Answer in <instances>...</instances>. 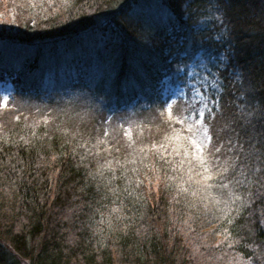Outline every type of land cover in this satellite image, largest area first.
Wrapping results in <instances>:
<instances>
[{
	"label": "trees",
	"instance_id": "obj_1",
	"mask_svg": "<svg viewBox=\"0 0 264 264\" xmlns=\"http://www.w3.org/2000/svg\"><path fill=\"white\" fill-rule=\"evenodd\" d=\"M0 83V264H264V0H0Z\"/></svg>",
	"mask_w": 264,
	"mask_h": 264
},
{
	"label": "rangeland",
	"instance_id": "obj_2",
	"mask_svg": "<svg viewBox=\"0 0 264 264\" xmlns=\"http://www.w3.org/2000/svg\"><path fill=\"white\" fill-rule=\"evenodd\" d=\"M162 16H163V14H162ZM162 18H165V17L163 16ZM180 68L182 69L180 72H177L176 70H174L173 75L166 80L165 87L163 88V97L171 98L170 103L172 101H175V98L178 96V94L180 92V76L191 75L193 73L194 65L189 63V64H186V65L180 67ZM42 87H43L45 93L54 94L55 92L61 90L63 88V85L61 83L53 84V83H49V81H46L43 83ZM2 89H3V91H5L4 96L8 95L9 86H7L8 90L6 91L5 86L3 87L2 83H0V90H2ZM186 110L187 111L189 110V105L184 104L182 106H178L175 109V112L173 115L182 119V117H184V115H185ZM168 113H169V110H168ZM190 122H191V120H190ZM189 126L192 129L194 128L196 135L199 134L200 137L203 135V137L205 138L204 125L203 124H202V126L199 124H197L195 126H192V124H190Z\"/></svg>",
	"mask_w": 264,
	"mask_h": 264
},
{
	"label": "snow or ice",
	"instance_id": "obj_3",
	"mask_svg": "<svg viewBox=\"0 0 264 264\" xmlns=\"http://www.w3.org/2000/svg\"><path fill=\"white\" fill-rule=\"evenodd\" d=\"M182 69L180 67H177L176 71L177 72H180ZM5 90L7 91V86H5ZM200 93H199V90L198 89H193V95H196L198 96ZM8 101H9V97L7 95H5L3 97V100L0 101V107H7L8 106ZM167 103V102H165ZM205 108H207V112H208V115L209 116H214L215 113L213 112V109L212 108H208L207 105L204 106ZM213 107L216 108V110L218 111L219 110V105L216 101H213ZM169 114L171 115V112H172V108L171 106H169ZM200 117H201V120L203 119L205 113L204 112H200ZM201 122V121H198V123ZM204 135H205V138L207 140V144L201 142L199 144H197L195 141H193V144L195 145L196 147V151L198 153V155L200 156H203L204 155V152H205V149L208 148L209 145H212V136L208 134V128L205 127L204 129ZM216 152V153H219L220 152V147H216L215 145L212 146V148H208V151H209V154H212V151ZM231 151V149H229ZM201 163L202 164H207L209 168L212 167V163L210 160H201ZM210 178V177H209Z\"/></svg>",
	"mask_w": 264,
	"mask_h": 264
}]
</instances>
